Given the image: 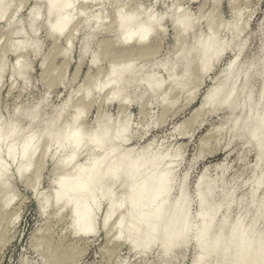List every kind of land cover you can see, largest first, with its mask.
<instances>
[{
  "label": "clouds",
  "instance_id": "clouds-1",
  "mask_svg": "<svg viewBox=\"0 0 264 264\" xmlns=\"http://www.w3.org/2000/svg\"><path fill=\"white\" fill-rule=\"evenodd\" d=\"M256 4L264 0H0V91L23 95L44 84L33 102L0 105V217L19 225L22 185L42 224L66 219L61 237L103 230L137 257L109 251L105 264H143L154 251L161 264H176L180 252L182 264H264V19L253 33ZM43 34L62 46L61 57L78 52L96 70L62 98L32 79ZM112 48L141 51L125 57ZM210 77L202 107L223 116L217 143L238 155L197 173L203 155L188 160L171 137L148 139L158 122L131 109H175ZM36 235L14 264H80L43 227Z\"/></svg>",
  "mask_w": 264,
  "mask_h": 264
},
{
  "label": "rangeland",
  "instance_id": "rangeland-1",
  "mask_svg": "<svg viewBox=\"0 0 264 264\" xmlns=\"http://www.w3.org/2000/svg\"><path fill=\"white\" fill-rule=\"evenodd\" d=\"M191 7L194 10L199 9L201 4L193 3ZM253 7L255 8V12L251 23V30L255 33L260 21L264 19V5L256 4ZM222 12L224 16L229 15V4L227 2L223 5ZM41 39L44 41V51L41 58L34 61L35 71L32 74V79L34 82L44 81L53 85L52 95L54 98L65 97L73 84L87 82L88 74H95L96 70L91 69L88 62H80L78 52L72 58L61 57L58 52H60L62 46L57 43L55 38H49L47 34H43ZM110 41L111 39L109 38L108 42L111 43ZM172 44L171 34L166 41L161 42V46L165 50L172 46ZM257 44L258 41L254 35L249 51L255 49ZM55 49L56 51H54ZM114 49L117 50L115 53L123 50L112 48V51ZM15 59V56H9L10 62L14 63ZM42 60L47 61V68L41 69L40 64ZM45 71L48 74L45 76H48L49 79L44 77L43 74ZM53 72L56 73L55 76L52 75ZM61 80H66L67 87H61L59 85ZM211 86L212 78L210 77L204 80L198 88L197 98L193 102H188L184 98L180 106L175 109L161 111L159 109L143 108V106L142 110L141 107H133L131 109L135 116L142 118L145 122L153 118L158 122V126L150 132L148 139H152L153 137H171L181 147L188 160L203 155L205 158L200 161L197 167V173L205 166L216 165L229 159L235 161L238 155L236 148L227 149L223 144L217 143V134L215 131L208 134V131L214 130L218 126L223 120V116L217 115L210 117L206 110H203L197 117H193L194 109L199 106L202 97ZM43 91L44 84H37L28 93L21 95L19 91H13L10 86L6 85L0 91V105L7 108L9 106H15L18 102H33ZM111 110L113 112L118 111L119 105H113ZM95 115L96 111L93 109L90 112L89 118L92 119ZM185 120L187 123L181 129L174 132V129L179 128ZM18 187L21 193L28 198V202L22 205L24 213L19 225L10 227L7 215L0 217V264H14L20 257L22 251H25L37 241L36 230L41 227L47 231L50 242L57 249L59 248L66 255L71 254V256L79 258L80 264H105L106 259H108L106 253L109 251L124 258H129L134 261L137 260V257L131 252L127 244L115 242L103 230L94 237L73 238L70 234L61 237V229L66 223V219L63 222L49 221L46 225L42 224L37 202L32 199V193L26 191L22 185H18ZM183 254L184 252L178 254L175 259L176 264H182L187 259V256ZM159 257L158 251H154L149 257L140 259L143 261V264H148V261H151L152 264H160Z\"/></svg>",
  "mask_w": 264,
  "mask_h": 264
},
{
  "label": "bare ground",
  "instance_id": "bare-ground-1",
  "mask_svg": "<svg viewBox=\"0 0 264 264\" xmlns=\"http://www.w3.org/2000/svg\"><path fill=\"white\" fill-rule=\"evenodd\" d=\"M111 42V41H110ZM155 43V42H154ZM108 46L109 47H111V43H109L108 42ZM121 50V49H120ZM54 51H56V49L54 50ZM58 51V50H57ZM117 50H115L114 49V53L116 52ZM140 51L141 50H139V49H129V50H122L121 52H117V53H115V54H117V55H122V56H125V57H128V56H135V55H138L139 53H140ZM57 53V52H56ZM58 53H60V52H58ZM56 56V55H55ZM54 58V57H53ZM47 62V61H46ZM49 67V66H48ZM45 68H47V67H45ZM50 69V68H49ZM50 72V71H49ZM44 75V77L47 79L48 78V76L46 77L45 75H48L47 74V72L45 71V73L43 74ZM90 74H88V79L90 78ZM49 79V78H48ZM87 79V80H88ZM204 82V80L203 81H199V82H197V84H196V87L197 88H199L201 85H202V83ZM210 88V87H209ZM199 90V89H198ZM207 92V91H206ZM197 94H198V91H196L191 97H185V99L186 100H188V102L190 101V102H193L196 98H197ZM202 101H203V97H202V99H201V102H200V104H199V106L197 107V108H195L194 109V113H193V117H197L200 113H202L203 112V107H202ZM144 108V107H143ZM141 110H142V106H141ZM141 114H142V112H141ZM189 120H191V119H189ZM187 123V121L185 120V122L184 123H182L181 124V126L178 128H175L174 129V132L176 131V130H178V129H181V127L182 126H184L185 124ZM212 131H214V130H210V131H208V134H210ZM34 237H35V235H34ZM91 237H94V236H91ZM115 242H118V241H115ZM119 243V242H118ZM130 247V246H129ZM57 248V247H56ZM59 249V248H58ZM62 249V248H61ZM63 250V249H62ZM130 250H131V248H130ZM61 251V250H60ZM63 252V251H62ZM131 252H132V250H131ZM133 253V252H132ZM159 253V252H158ZM178 254H180V253H178ZM178 254H177V256H178ZM184 256H185V253L183 254ZM159 256H160V254H159ZM176 256V257H177ZM176 257H174V259H176ZM160 258V261H159V263L161 264V261H162V257L160 256L159 257Z\"/></svg>",
  "mask_w": 264,
  "mask_h": 264
}]
</instances>
